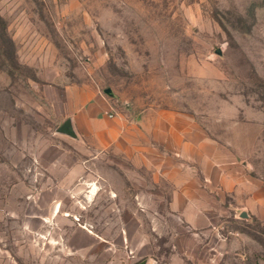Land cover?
<instances>
[{
    "label": "rangeland",
    "instance_id": "obj_1",
    "mask_svg": "<svg viewBox=\"0 0 264 264\" xmlns=\"http://www.w3.org/2000/svg\"><path fill=\"white\" fill-rule=\"evenodd\" d=\"M83 89L141 130L140 154L57 133ZM68 149L92 162L69 173ZM106 246L124 264H264V0H0V264H106Z\"/></svg>",
    "mask_w": 264,
    "mask_h": 264
},
{
    "label": "crops",
    "instance_id": "obj_2",
    "mask_svg": "<svg viewBox=\"0 0 264 264\" xmlns=\"http://www.w3.org/2000/svg\"><path fill=\"white\" fill-rule=\"evenodd\" d=\"M108 108V99H106L99 91L95 92L91 89L89 90H81L79 92H71L70 91V114L67 116V119H71L73 123V127L77 134V139L70 138L65 136L69 143L73 141L78 146L83 147L84 151L91 155H97L98 157L102 156L109 150H114L117 154L124 157H133L135 155L140 154L141 148L139 146L140 143V132L137 126L133 122H129L126 119L118 118L114 120H110L105 116V112ZM66 119V120H67ZM168 129L159 134V132H155V144L158 145V149L156 152H153V155H157L156 159L158 161L164 162L166 160L165 153H170V145H169V126ZM143 132V131H142ZM188 145H191L192 149L199 150L201 146V141L199 139H190L188 138ZM76 146V147H78ZM73 154H76L74 151H70V149L65 151V156L63 155L62 160L66 163L67 170H74L76 168H87L91 160L85 161L81 159H77ZM59 156V155H58ZM197 156V155H196ZM60 160V157L58 158ZM68 185H70V175L68 179ZM202 181L199 179L198 183L196 180L194 182H189L184 185L182 191L179 192V199L183 200H194L197 193H201L202 191ZM57 188V187H56ZM97 186H92L90 190V194H88V198H92L95 194ZM67 198L70 199V187L68 188ZM51 200H59L58 197V189L53 190L51 188L50 192ZM55 194V195H53ZM194 195V196H192ZM56 212L50 214L54 219L59 216V205L56 206ZM70 218V215H65ZM46 217H42L43 221L46 223ZM82 231L88 235L89 237L95 239L97 243H102L104 241L100 236L96 235L88 228L82 227ZM95 241V242H96ZM0 250L1 247H0ZM106 253H110L111 261L106 264H124L123 258L115 260L113 257V248L105 247ZM3 264H17L12 260L11 256L8 257L6 253L2 256Z\"/></svg>",
    "mask_w": 264,
    "mask_h": 264
},
{
    "label": "water",
    "instance_id": "obj_3",
    "mask_svg": "<svg viewBox=\"0 0 264 264\" xmlns=\"http://www.w3.org/2000/svg\"><path fill=\"white\" fill-rule=\"evenodd\" d=\"M219 55L222 54L221 50H218L217 52ZM105 94L108 95L109 97H113V92H112V89L108 88L105 90ZM57 133L58 134H62V135H65V136H68L70 138H73V139H77V134L75 132V129L73 127V123H72V120L71 119H67L58 129H57ZM241 218L243 219H247L248 218V215L243 212L241 214ZM140 264H146L145 262H142Z\"/></svg>",
    "mask_w": 264,
    "mask_h": 264
},
{
    "label": "built area",
    "instance_id": "obj_4",
    "mask_svg": "<svg viewBox=\"0 0 264 264\" xmlns=\"http://www.w3.org/2000/svg\"><path fill=\"white\" fill-rule=\"evenodd\" d=\"M105 116L110 120H114L119 116L117 105L111 101V98L108 99V108L105 112Z\"/></svg>",
    "mask_w": 264,
    "mask_h": 264
}]
</instances>
